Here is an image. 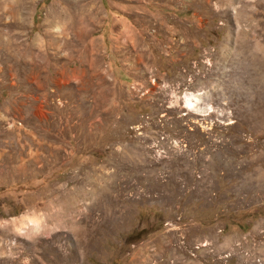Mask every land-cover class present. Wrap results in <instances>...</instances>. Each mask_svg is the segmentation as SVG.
Listing matches in <instances>:
<instances>
[{"label": "rangeland", "instance_id": "374dc122", "mask_svg": "<svg viewBox=\"0 0 264 264\" xmlns=\"http://www.w3.org/2000/svg\"><path fill=\"white\" fill-rule=\"evenodd\" d=\"M0 264H264V0H0Z\"/></svg>", "mask_w": 264, "mask_h": 264}]
</instances>
